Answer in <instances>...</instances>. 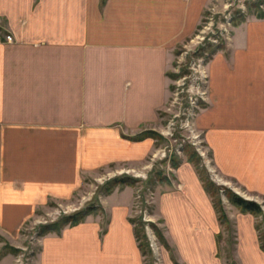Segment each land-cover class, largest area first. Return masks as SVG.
<instances>
[{"label": "crops", "instance_id": "0c3cea01", "mask_svg": "<svg viewBox=\"0 0 264 264\" xmlns=\"http://www.w3.org/2000/svg\"><path fill=\"white\" fill-rule=\"evenodd\" d=\"M225 2L0 0V236L15 242L87 178L143 166L156 139L133 137L161 125L177 48ZM208 63L209 98L195 123L216 174L263 203L264 17L247 13ZM173 174L155 187L152 222L168 244L158 239L155 264H264L254 214L223 201L224 223L188 159ZM134 194L126 185L101 195L84 221L41 235L29 264H146Z\"/></svg>", "mask_w": 264, "mask_h": 264}, {"label": "rangeland", "instance_id": "374dc122", "mask_svg": "<svg viewBox=\"0 0 264 264\" xmlns=\"http://www.w3.org/2000/svg\"><path fill=\"white\" fill-rule=\"evenodd\" d=\"M225 1V12H227H216L215 27L210 30L214 32L220 31L222 37V39H220L221 42L213 43L212 41L207 40V48L204 47L201 53L199 49L195 51L197 47L200 46L198 44L199 38L197 36L209 21L208 16H210L211 14H208L211 13V11L214 12L213 10L217 11L216 6H212L204 15L196 33L191 38L185 40L177 48V55L174 63V72L176 76L174 79H172V87L167 106L161 113V125L157 128L158 132L154 131L158 133L162 137V139H160V137L156 135L153 136V138L156 139L157 148L154 149V151L146 157L143 166L138 169L133 168L132 171L131 169H128L130 170L129 172H123L140 179V181L137 182L134 186L135 194L133 213L134 217L138 218L139 222L144 224L146 232L149 228L150 231H155L152 226L155 187L159 182H162V184H166L168 182L171 183L170 179H172L174 176L173 172L175 171V167L180 166L181 161H183L184 159H188L187 154L189 153V150L193 151L198 155V157H200L199 160L201 166L207 169L208 176L216 185L215 189H218L217 198H219L220 196L221 199L226 203L230 202L226 195L225 187H229L232 189V187H235V185L232 181H228L227 179L220 177L214 171L215 168L213 167L212 156L210 155L211 151L204 139V133L198 128L197 124L195 123L197 116L204 109V107H206V103L203 102L204 105L202 103L198 108H195V115L190 117V99L194 97V93L187 90L186 87L191 86L194 78L189 77L185 82L187 85L179 86V81H181L183 77L190 75V73L193 71V67L191 65V60H193V58H201V56L206 55L204 50H207L209 52V58H211L214 50L219 48V45H222L229 40V38L232 36L235 24L243 19L247 13H254L258 17H262V15H264V0ZM230 3L231 5L227 7V4ZM228 15L232 17L231 26L225 25L226 22H224L225 16ZM224 28H227L228 31L223 32ZM211 33L213 34V32ZM201 48L202 46L200 47V49ZM191 49L193 51H191ZM206 64L209 63L207 62ZM198 69L200 68L198 67ZM205 71H207V75L210 79L208 67L207 69H205ZM209 79L207 81V87L203 89V94H205L204 97L207 101L209 98ZM182 88L184 90H182ZM173 92H178V95H174ZM174 98H176L177 101L182 104H173ZM187 120L190 121L191 128L185 127L186 125L189 126V124H187ZM170 123H172V125ZM168 128L171 129L173 135H164ZM193 137L197 138L193 140ZM192 164L196 167L194 163ZM125 169H127V167H125ZM212 169L214 172H212ZM123 173H120L117 169H113L102 171L101 173L97 174L95 178H87L86 184L82 187V190L74 198L73 201L66 203L65 205L50 206L47 212L42 213V215L40 216H34L28 222H25L17 234V240L15 242L13 241L14 243L4 238L3 236H0V241L2 242V248L0 251L1 258L4 255H7V253H11L13 255L12 259L14 261V264H29L38 250V239L41 236V233L44 232V227H42L43 225L59 221L62 216L78 212L81 209L86 208L88 205H96V203L98 204L99 197L103 194H106L104 192V186L106 185V183L115 176L122 175ZM261 202H263L260 203L263 209V214H261L260 216H256L257 225H259L260 227L258 229V234L264 233V200L262 199ZM155 225L159 228L157 224ZM148 226L149 228H147ZM227 230L229 236L232 235V227L230 224H227ZM154 234L156 236L155 232ZM146 264H154L153 251L151 255L146 256Z\"/></svg>", "mask_w": 264, "mask_h": 264}, {"label": "trees", "instance_id": "16d2710c", "mask_svg": "<svg viewBox=\"0 0 264 264\" xmlns=\"http://www.w3.org/2000/svg\"><path fill=\"white\" fill-rule=\"evenodd\" d=\"M262 17H264V15H262ZM219 46L221 47L222 45H219ZM154 135H156V136L160 137V139H162V137L154 131H144L141 134H139L133 138L136 140H141V139H144L146 137H153ZM188 152H189L187 154L188 155V161L192 162L196 165L199 176L203 182L204 188L212 197V201H213L214 207L218 213L219 219L224 223L228 222V216H227L226 210H225L224 205H223V200L221 199L220 196H219V198H217V194H218L217 190L218 189H215V186H216L215 183L208 176L207 169L204 168L203 166H201V163L199 160L200 157H198V155L196 153H194L193 151L189 150ZM139 181H140V179L133 177L132 175H128L127 173H123L122 175L115 176L114 178L110 179V181L107 182L106 185L104 186V189H105L104 192L110 193V192H112V190L116 186H122V187L126 186V185L135 186L136 183ZM225 192H226V195H227L228 199L230 200V202L232 204H234L235 206H237L238 208H240L241 211L250 212V213L254 214L255 216H260L261 214H263L262 206L257 201L246 199L242 195L237 193L235 190H233L229 187H227V188L225 187ZM95 210H96V208L93 205H88L86 208L81 209L78 212L71 213L68 215H64V216H62V218L59 221L52 222V223H49L47 225H43L42 227H44V230H43L44 232L41 233V235H43L47 232H52V231L60 232L61 229L63 227H65L66 225L79 224L80 222L85 220V218L88 214L94 212ZM137 220H138V218H135V217H133L131 219V221L135 224V233H136V238L138 240L140 250L142 251L144 256L151 255L152 254V248L150 245V240H149L148 234L146 232L145 226L143 223H141V222H139V220L138 221ZM152 226L155 230L154 232L156 233L157 238L161 242H163L166 246H168V244L166 243V240L164 239V236H163L162 232L160 231V229L154 223H152ZM259 228H260L259 225H257V230ZM259 241H260L261 248L264 251V233L259 234Z\"/></svg>", "mask_w": 264, "mask_h": 264}, {"label": "built area", "instance_id": "2783aa9c", "mask_svg": "<svg viewBox=\"0 0 264 264\" xmlns=\"http://www.w3.org/2000/svg\"><path fill=\"white\" fill-rule=\"evenodd\" d=\"M230 5L231 4H227V7L230 6ZM213 11L214 12L211 11V13L208 14V15L211 14L210 16H208L209 21L204 26V29H202L200 34L197 36L199 38L198 44L200 45L199 47H197V49H199L201 46L202 47L205 46L208 43L207 40L212 41L213 43L214 42L215 43H220L221 42L220 39H222V37H221L220 31L219 32L210 31V30L213 29V27H215V14H216V12H218V11H215V10H213ZM226 12H224V13H226ZM224 22H226L225 25L231 26L232 25V23H231L232 22V17L230 15L225 16ZM227 31H228L227 28L223 29V32H227ZM211 32H213V34ZM7 40L8 41H12V37L10 35H8L7 36ZM191 51H193V50L191 49ZM205 54L206 55L201 56V58H193V61H192V64H191L192 67H193V71L190 73V75L183 77V79L181 81H179L180 82L179 86H185V85H187L185 82H186V80L189 77H193L194 78L193 81H192V84L190 86L191 92L194 93V97L190 99V105H191L190 106L191 110L189 112L190 117L195 115L194 109L198 108L202 101L203 102L207 101L206 98L204 97L205 94H203V91H204L203 89L205 87H207L206 84H207V81L209 79V76L207 75V71H205V69H207V64L206 63L209 62L210 58H209V54H207L206 52H205ZM198 67L200 69H198ZM199 77L203 78L202 82L199 81ZM201 89H202V91H201ZM182 90H184V89L182 88ZM173 94L177 96L178 92L177 93L173 92ZM204 100H206V101H204ZM174 103H177L179 105L182 104V103L178 102L176 98L173 99V104ZM170 124L172 125V123H170ZM187 124H189V126L186 125L185 127H187V128L190 127L191 128L189 120H187ZM164 135L165 136L173 135V132L171 131L170 128H168V130H166ZM195 138H197V137H195ZM195 138L193 137L192 139L195 140ZM147 231H148V235H149V238H150V242H151L152 246L154 247L155 246V243H154L155 237H154L152 231H150V229H148Z\"/></svg>", "mask_w": 264, "mask_h": 264}, {"label": "bare ground", "instance_id": "6f19581e", "mask_svg": "<svg viewBox=\"0 0 264 264\" xmlns=\"http://www.w3.org/2000/svg\"><path fill=\"white\" fill-rule=\"evenodd\" d=\"M207 45H208V43L205 45V46H203L201 49L199 48V51H200V53H201V51H203V49H204V47L205 48H207ZM198 50V49H197ZM196 50V51H197ZM204 52H206L207 54H209V52L207 51V50H204ZM191 61H193V60H191ZM202 80H203V78H201V77H199V81L200 82H202ZM206 86H207V84H206ZM186 89L187 90H189V91H191V88L190 87H186ZM203 103V101L201 102V104ZM238 193V192H237ZM245 198V197H244ZM246 199H248V198H246ZM250 200H253V199H250ZM148 228H149V226H148ZM150 229V228H149ZM148 232V231H147ZM151 233V232H150ZM152 233H153V235H154V237H155V241H154V243H155V246L153 247L152 246V244H151V242H150V245H151V248H152V251H153V255H154V264H155V255H157V253H158V250H159V243H158V239H157V237L155 236V234H154V232L152 231ZM149 236V235H148ZM157 250V251H156Z\"/></svg>", "mask_w": 264, "mask_h": 264}]
</instances>
